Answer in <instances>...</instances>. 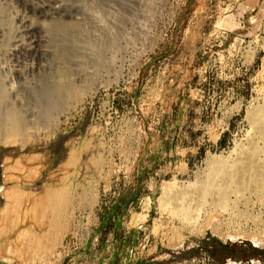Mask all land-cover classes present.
Returning <instances> with one entry per match:
<instances>
[{
  "label": "rangeland",
  "instance_id": "obj_1",
  "mask_svg": "<svg viewBox=\"0 0 264 264\" xmlns=\"http://www.w3.org/2000/svg\"><path fill=\"white\" fill-rule=\"evenodd\" d=\"M260 110L264 0H0V140H22L0 143V205L64 193L39 236L0 213V259L264 264V189L218 204L207 179L252 146L264 160ZM170 189L189 197L164 208Z\"/></svg>",
  "mask_w": 264,
  "mask_h": 264
},
{
  "label": "bare ground",
  "instance_id": "obj_2",
  "mask_svg": "<svg viewBox=\"0 0 264 264\" xmlns=\"http://www.w3.org/2000/svg\"><path fill=\"white\" fill-rule=\"evenodd\" d=\"M86 95H83V96H86ZM83 96L80 98H76V101L74 102V104H72L71 108L68 110V116L67 117L72 115V111L78 110V108L83 105V103L85 102V98H83ZM90 97H92V95H90ZM252 120H253L255 126L260 130L262 136L264 137V111L260 110L258 113H255L252 116ZM16 129H15V131H16ZM10 133L11 134H9V136H6V137L2 138V140H0V143L2 145L16 144V143H19L20 141H22V140H20L17 133H12V132H10ZM24 145L25 144H23L22 147H24ZM262 148L263 149L261 151L264 153V146H262ZM259 151H260L259 148L252 146V148L250 150H246V151L242 152V154L234 161L233 165L231 164V167L234 168L232 173H228L225 170V168H230V167H228L229 164L227 166L226 162H223V160H220V159L214 160L212 167L210 166L211 168L209 169V174L207 175V179H209V180L212 179V180L219 182V184L216 185V188H215V192L217 194L216 195L217 197L215 199L216 203L224 204L226 202V197L228 195L229 189H232V186H234V185L239 189L240 188L244 189L247 186L248 187L253 186L255 189H257L258 192L260 190L262 191V189H264V176H263L264 160L263 161L257 160L258 159L257 155H258ZM17 181H19V180H17ZM232 184H234V185H232ZM230 186H231V188H230ZM199 188L200 189L197 190V193L199 192V195H198L199 199H205L208 195H210V192L212 190V188H210V186L208 184L201 186ZM243 189H240V190H243ZM255 189H253V190H255ZM235 192H237V191H235ZM56 193H57V191H56ZM60 193L62 195V196L61 195L60 196L63 198L64 193H62V192H60ZM165 194H166V196L162 197V199H161L162 200L161 206L162 207L164 206V208H165V205L169 204V203L166 204V202L169 200V198L171 196H175L174 199H176L178 197V198H180V200H182L186 193L177 192V191L175 193H171V189H170V190H168L167 193L165 192ZM16 195H17V193H16ZM20 195H22V194H20ZM39 196H41V195H39ZM187 197H189V196H186V198ZM17 198H19V197H17ZM184 201H185V198H184ZM174 208H176V207H174ZM14 209H15V207H14ZM174 211L181 214L183 216V220H185L186 218L187 219L189 218L191 210L187 204H184L182 202V204L177 209H175ZM15 225H17V224H15Z\"/></svg>",
  "mask_w": 264,
  "mask_h": 264
},
{
  "label": "crops",
  "instance_id": "obj_3",
  "mask_svg": "<svg viewBox=\"0 0 264 264\" xmlns=\"http://www.w3.org/2000/svg\"><path fill=\"white\" fill-rule=\"evenodd\" d=\"M56 191L57 190H53L46 193L43 188L42 190L32 191L30 197L27 198L25 196L26 192L13 189L9 193V199H11L10 203L0 205V213L3 214V219H1L2 222L8 219L10 215L13 216V219L19 216L23 218L27 217L28 229L36 231L33 235H42L43 233H39V231L44 229L46 220L48 221L52 218V220L55 221L59 219L60 216L61 197L59 195V191H57V193Z\"/></svg>",
  "mask_w": 264,
  "mask_h": 264
},
{
  "label": "water",
  "instance_id": "obj_4",
  "mask_svg": "<svg viewBox=\"0 0 264 264\" xmlns=\"http://www.w3.org/2000/svg\"><path fill=\"white\" fill-rule=\"evenodd\" d=\"M0 264H8L6 261L0 259Z\"/></svg>",
  "mask_w": 264,
  "mask_h": 264
}]
</instances>
